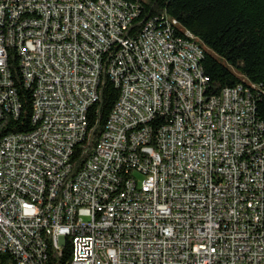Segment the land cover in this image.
Listing matches in <instances>:
<instances>
[{
  "label": "built area",
  "instance_id": "2783aa9c",
  "mask_svg": "<svg viewBox=\"0 0 264 264\" xmlns=\"http://www.w3.org/2000/svg\"><path fill=\"white\" fill-rule=\"evenodd\" d=\"M138 14L133 0H0V124L20 112L13 51L34 127L0 136V253L15 264H264L257 87L210 94L196 38L166 16L126 37ZM103 67L119 96L74 173Z\"/></svg>",
  "mask_w": 264,
  "mask_h": 264
},
{
  "label": "trees",
  "instance_id": "16d2710c",
  "mask_svg": "<svg viewBox=\"0 0 264 264\" xmlns=\"http://www.w3.org/2000/svg\"><path fill=\"white\" fill-rule=\"evenodd\" d=\"M139 14L125 31L126 37L138 35L147 21L166 16L190 32L203 51L201 67L208 78L209 93L239 84L255 85L256 116L264 122V0H133ZM205 47V48H203ZM8 70L20 103L17 118L7 116L0 124V136L28 133L31 122L32 91L26 88L18 59L9 51ZM119 96L103 67L98 86V100L88 113V132L76 148L73 172L77 173L95 149ZM67 249L63 262L67 261ZM60 260V261H62ZM0 264H15L11 256L0 253Z\"/></svg>",
  "mask_w": 264,
  "mask_h": 264
},
{
  "label": "rangeland",
  "instance_id": "374dc122",
  "mask_svg": "<svg viewBox=\"0 0 264 264\" xmlns=\"http://www.w3.org/2000/svg\"><path fill=\"white\" fill-rule=\"evenodd\" d=\"M203 48H205V47H203ZM139 179H140V177H139ZM140 180H141V179H140ZM140 180H139V181H140Z\"/></svg>",
  "mask_w": 264,
  "mask_h": 264
}]
</instances>
